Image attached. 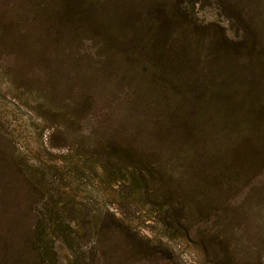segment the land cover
<instances>
[{"label":"rangeland","instance_id":"1","mask_svg":"<svg viewBox=\"0 0 264 264\" xmlns=\"http://www.w3.org/2000/svg\"><path fill=\"white\" fill-rule=\"evenodd\" d=\"M68 1L48 29L59 0H0V264H40L32 243L50 264H264V0ZM153 64L259 128L211 110L159 141Z\"/></svg>","mask_w":264,"mask_h":264},{"label":"trees","instance_id":"2","mask_svg":"<svg viewBox=\"0 0 264 264\" xmlns=\"http://www.w3.org/2000/svg\"><path fill=\"white\" fill-rule=\"evenodd\" d=\"M60 6L58 8L51 9L50 12H46L43 15L44 18V24L46 28H52L59 24V18L62 19L67 24L69 23L68 18L74 19L76 17L77 19L80 17V14L77 10V1H68V0H59ZM54 5V3L52 2ZM81 10V8H79ZM59 11V12H58ZM176 13V11L174 10ZM173 12V14H174ZM73 22V20H72ZM149 48L147 47H141V50L139 52L140 57L144 58L145 56L151 55L152 53L149 52ZM153 58H149L148 60H152ZM158 61V60H157ZM169 66L163 65V64H153L149 67H144L140 72V75L144 76V79L149 80L152 85H154L158 90L163 92V97L161 98H145L142 99V103L140 105V108L142 109V114L144 117V123L150 124L152 123L156 131L159 133V141L162 139L163 141H169V139L163 138V136L168 137L164 132L167 134H183L186 133V135H190L192 133V123L196 120L198 116L203 114L204 112V118L208 117L207 121L204 124H211L213 120L209 117L208 111L214 110L216 111L221 118L226 117L229 115V113L233 114L234 116H237V120H240V123L236 122V125L241 126L242 133L248 134V130L250 131H257V126L259 119H257L255 116L257 114L253 113L251 110V101L245 100L248 103L249 110L244 111L242 110V103L237 104L235 102L233 107H225L223 104H220L219 100H222L223 96L219 97L218 93H212V92H204V94H198L196 96L187 95V89L188 87H185L183 84L180 85L177 83L176 75H174L172 72H170L168 69ZM190 90H194V88H189ZM207 91V90H206ZM192 94V92H190ZM204 96V98H203ZM192 97V98H191ZM204 104V105H203ZM160 127L157 129V127ZM162 136V137H161ZM174 149V148H171ZM243 153V152H241ZM179 153H177L178 157ZM169 160H172L169 159ZM205 164H207L210 167L216 166V161L219 160H213V156H210L208 154L207 158L205 159ZM141 170V169H140ZM148 170V169H147ZM147 170H141V172L145 173ZM211 169L204 170V190L205 192H209L211 190V183L210 180H214L216 175H212L209 171ZM215 170V169H214ZM164 171L165 168H164ZM151 173V170L149 171ZM158 173H161V171H158ZM156 172L151 173V175H155ZM55 231V230H54ZM127 231H129L127 229ZM33 250L37 252V260L40 264H50V261L47 260L45 255L40 253L39 248L37 247V244H33ZM81 251V250H80ZM76 253V251H74ZM49 253V251L46 252V254ZM82 253V251H81ZM94 254H97V248H95ZM82 259V258H81ZM52 262V261H51ZM75 264H82L79 261H76Z\"/></svg>","mask_w":264,"mask_h":264}]
</instances>
